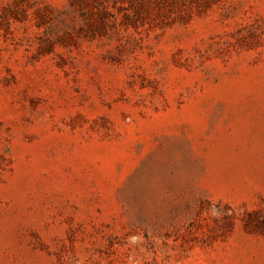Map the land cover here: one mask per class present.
Masks as SVG:
<instances>
[{
    "label": "rangeland",
    "instance_id": "374dc122",
    "mask_svg": "<svg viewBox=\"0 0 264 264\" xmlns=\"http://www.w3.org/2000/svg\"><path fill=\"white\" fill-rule=\"evenodd\" d=\"M0 264H264V0H0Z\"/></svg>",
    "mask_w": 264,
    "mask_h": 264
}]
</instances>
